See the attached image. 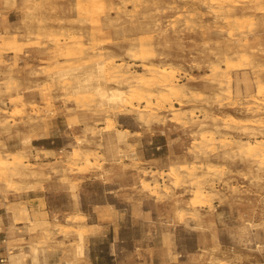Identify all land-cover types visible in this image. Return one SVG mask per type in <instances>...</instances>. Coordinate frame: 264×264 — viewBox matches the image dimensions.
<instances>
[{"label": "rangeland", "instance_id": "rangeland-1", "mask_svg": "<svg viewBox=\"0 0 264 264\" xmlns=\"http://www.w3.org/2000/svg\"><path fill=\"white\" fill-rule=\"evenodd\" d=\"M145 65L174 109H115ZM260 140L264 0H0V264H264Z\"/></svg>", "mask_w": 264, "mask_h": 264}, {"label": "bare ground", "instance_id": "bare-ground-1", "mask_svg": "<svg viewBox=\"0 0 264 264\" xmlns=\"http://www.w3.org/2000/svg\"><path fill=\"white\" fill-rule=\"evenodd\" d=\"M141 45L144 43L141 42ZM55 57H71V55L77 56V60L83 59V54L85 52L84 49H82V46L78 44L77 46H74L73 48H67V45L62 46L60 42L57 40L55 41ZM76 45V44H75ZM150 52L148 50L141 49V56L144 59H149ZM100 72L110 80V79H117V81L120 82H129V79L124 76L122 73L121 68L118 67H106V65L100 64ZM145 71L150 75L148 79H141L139 81L130 82V91L128 96H124L122 92H115L108 96V99L110 102L114 104V108L119 110L120 112H123L126 110L127 107L132 106L134 104V101L138 102H144L146 104L145 109H147V112H152L153 107V101H157V109L161 110L166 107L167 104L170 105V109H174V105L172 103L171 98L172 97H178L180 96V91L177 86V79L170 71L166 69H159L154 68L150 65H145ZM154 88H158V94H153L150 92ZM144 114L141 115V119H143ZM153 113L148 115L149 119H152ZM202 127H204L202 125ZM209 134V136H208ZM216 134H221L219 127L216 126L215 132H207L203 131L200 133V139L203 142L206 143H212L215 139ZM206 146L210 147V144H206ZM239 152L247 154L250 158H252L255 161H259L261 163H264V140H260L258 142H255L254 144L248 143V144H239L237 143ZM17 166V165H15ZM22 164L20 165V167ZM193 176V175H192ZM193 183H195L196 189H195V196L199 199H204L206 197V191L204 190V187L202 186L201 181L199 178H194Z\"/></svg>", "mask_w": 264, "mask_h": 264}]
</instances>
